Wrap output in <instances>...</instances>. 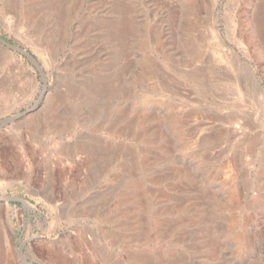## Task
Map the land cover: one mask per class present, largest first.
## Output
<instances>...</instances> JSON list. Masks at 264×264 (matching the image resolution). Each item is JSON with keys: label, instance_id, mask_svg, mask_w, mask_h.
<instances>
[{"label": "rangeland", "instance_id": "rangeland-1", "mask_svg": "<svg viewBox=\"0 0 264 264\" xmlns=\"http://www.w3.org/2000/svg\"><path fill=\"white\" fill-rule=\"evenodd\" d=\"M0 39V264H264V0H0Z\"/></svg>", "mask_w": 264, "mask_h": 264}, {"label": "bare ground", "instance_id": "bare-ground-1", "mask_svg": "<svg viewBox=\"0 0 264 264\" xmlns=\"http://www.w3.org/2000/svg\"><path fill=\"white\" fill-rule=\"evenodd\" d=\"M205 39H208L209 40V42H210V46L213 48V50H214V52L218 55V57L220 58V59H222V60H225V62H226V64L227 63H232V61H231V59L230 58H228L225 54H223V53H221V43H220V39H219V36L218 35H216V33L213 31V29L211 30L210 28H208L207 30H206V34H205ZM143 158V157H142ZM135 189H139L140 187H139V184H138V182H136L135 183ZM138 191V190H137ZM139 196V195H138ZM132 198V197H131ZM186 202V201H185ZM127 211V210H126ZM134 220V219H133ZM189 221V220H188ZM138 222V221H137ZM164 222V221H163ZM211 229V228H210ZM234 235V234H233ZM235 235H236V233H235ZM236 237H237V235H236ZM235 237V238H236ZM238 237H240V236H238ZM233 238H234V236H233ZM236 239H238V238H236ZM240 239V238H239ZM242 240V239H241ZM242 242V241H241ZM237 243V242H236ZM241 244V243H240ZM242 244H244L243 242H242ZM218 245V244H217ZM238 246V245H237ZM236 246V247H237ZM246 246V245H245ZM240 247V246H239ZM216 255V254H215ZM214 255V256H215ZM151 264V263H150Z\"/></svg>", "mask_w": 264, "mask_h": 264}, {"label": "water", "instance_id": "water-1", "mask_svg": "<svg viewBox=\"0 0 264 264\" xmlns=\"http://www.w3.org/2000/svg\"><path fill=\"white\" fill-rule=\"evenodd\" d=\"M0 41L3 43V44H5V45H7L8 47H10V48H13L11 45H9V44H7L6 42H4L3 40H1L0 39ZM14 49V48H13ZM14 50H16V49H14ZM24 54V53H23ZM24 55H26V54H24ZM27 56V55H26ZM35 66H36V64H35ZM37 67V66H36ZM38 68V67H37Z\"/></svg>", "mask_w": 264, "mask_h": 264}]
</instances>
